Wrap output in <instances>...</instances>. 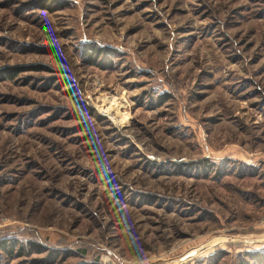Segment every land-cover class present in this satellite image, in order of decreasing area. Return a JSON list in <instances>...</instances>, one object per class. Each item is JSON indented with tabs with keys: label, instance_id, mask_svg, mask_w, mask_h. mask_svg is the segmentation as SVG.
Returning a JSON list of instances; mask_svg holds the SVG:
<instances>
[{
	"label": "rangeland",
	"instance_id": "374dc122",
	"mask_svg": "<svg viewBox=\"0 0 264 264\" xmlns=\"http://www.w3.org/2000/svg\"><path fill=\"white\" fill-rule=\"evenodd\" d=\"M256 253L264 0H0V264Z\"/></svg>",
	"mask_w": 264,
	"mask_h": 264
},
{
	"label": "trees",
	"instance_id": "16d2710c",
	"mask_svg": "<svg viewBox=\"0 0 264 264\" xmlns=\"http://www.w3.org/2000/svg\"><path fill=\"white\" fill-rule=\"evenodd\" d=\"M91 54H90V56L92 57V55L95 53V51H96V48L94 47V46H92L91 48ZM93 53V54H92ZM97 53H101V50H97ZM15 74V72H12L11 73V75H14ZM7 244L8 243H6L5 241L1 244L2 245V247H4L5 249L7 248ZM33 245L35 246L36 245V247L37 246H39L38 244H35V243H33ZM8 246H11V243L10 244H8ZM7 250L9 251L10 250V248H7ZM254 256V258H255V262H254V264H264V253H256V254H254L253 255ZM244 264H251V263H247V262H245Z\"/></svg>",
	"mask_w": 264,
	"mask_h": 264
},
{
	"label": "bare ground",
	"instance_id": "6f19581e",
	"mask_svg": "<svg viewBox=\"0 0 264 264\" xmlns=\"http://www.w3.org/2000/svg\"><path fill=\"white\" fill-rule=\"evenodd\" d=\"M113 101V100H112Z\"/></svg>",
	"mask_w": 264,
	"mask_h": 264
}]
</instances>
